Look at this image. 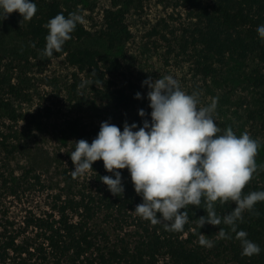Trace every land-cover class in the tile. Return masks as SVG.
<instances>
[{
  "label": "trees",
  "instance_id": "trees-1",
  "mask_svg": "<svg viewBox=\"0 0 264 264\" xmlns=\"http://www.w3.org/2000/svg\"><path fill=\"white\" fill-rule=\"evenodd\" d=\"M30 2H35L38 9L31 21L21 23L23 18L18 12L5 20L0 16V37L9 25L43 67L54 58L64 57L85 78L101 79L103 87L90 86L102 100L114 102L120 110L116 120L107 122L115 124L121 131L126 122L143 126L144 118L128 111L143 109L151 122L150 101L144 106L135 94L123 87H114L110 77L120 72L122 63L118 52L133 37L127 23L128 8L133 0L105 9L104 23L97 33L99 47L80 45L92 33L84 24H77L71 39L60 52H54L53 57L42 55L48 34L44 25L58 13L67 17L72 11L60 0ZM190 3L194 8V22L184 29L183 50L192 53L190 61L194 72L202 77L220 79L234 66L235 74L254 95L251 119L264 118V40L257 32L258 26L264 25V0H191ZM77 85L73 86L76 96L79 93ZM21 94L19 86L6 71L0 51V118L7 114L12 121L19 119L13 98H19ZM103 122L91 124L83 117L73 116L65 121L60 133L71 142L84 139L91 143ZM9 137L5 135L0 141V153L2 148L12 152L8 148ZM257 165H264V157ZM70 167L74 169L71 159ZM92 168V179L83 183L72 177L70 169L65 170L67 187L53 196L49 208L41 212L29 210L20 218L6 210L8 207L3 202L9 196L20 198L22 190L41 183V176L31 175L33 169L18 179L0 171L5 192V198L0 199V264H264V202L254 206L259 216L245 211L243 222H237V230L246 231L247 238L261 249L259 255L246 257L241 255L240 241L235 239V233L228 226L206 224L200 228L196 223L198 218L207 215L203 203L199 208L190 206L186 209L189 222L183 232L166 231L165 222L153 225L134 214L136 206L143 200L135 192L127 169L121 170L125 191L114 196L101 181V177L112 175L106 171L103 161L95 162ZM32 178L37 183H32ZM251 191H264V171L258 170L254 174L244 194ZM215 208L218 215L224 216L235 208V204L232 201L217 202ZM127 227L132 229L128 232ZM219 228H224L232 239L216 240ZM200 233L212 239L214 246H200Z\"/></svg>",
  "mask_w": 264,
  "mask_h": 264
},
{
  "label": "rangeland",
  "instance_id": "rangeland-1",
  "mask_svg": "<svg viewBox=\"0 0 264 264\" xmlns=\"http://www.w3.org/2000/svg\"><path fill=\"white\" fill-rule=\"evenodd\" d=\"M68 10L79 11L85 18L84 25L92 36L81 46L99 47L98 31L104 23L105 9L115 4L123 5L125 0H60ZM191 0H133L128 8L127 23L133 37L118 52L122 67L119 73L110 75L114 87H123L129 93H140L139 100L144 106L148 103L150 90L143 82L164 75H172L181 88L191 94L199 92L201 104L207 106L212 98L217 99L213 118L223 131L231 127L236 135L247 131L259 139L261 146L256 163L264 157V118L251 119L250 111L255 106L251 88L241 77L232 71L220 79L197 75L190 61L191 52H184L186 33L192 26L194 8ZM0 51L4 56L7 73L16 83L22 94L13 98L14 108L19 114L12 121L7 114L0 118V141L10 135L8 148L0 153V171L13 178H22L28 170L31 175H40L41 183L29 190H22L20 198L9 196L4 200L6 210L17 218L27 211H45L53 203V196L67 187L64 171L70 169V153L73 143L60 133L65 121L73 116L83 117L91 124L116 120L120 110L114 102L102 100L90 84L78 87L89 81L64 57H57L43 67L35 58L26 42L18 39L11 26L7 25L0 37ZM81 81V83H80ZM77 85L78 95L73 92ZM127 112V111H126ZM133 116L137 110L128 111ZM17 148L13 149V144ZM81 183L89 182L90 171L77 177ZM32 183H37L32 178ZM0 180V199L5 198ZM131 227H127L129 232Z\"/></svg>",
  "mask_w": 264,
  "mask_h": 264
},
{
  "label": "clouds",
  "instance_id": "clouds-1",
  "mask_svg": "<svg viewBox=\"0 0 264 264\" xmlns=\"http://www.w3.org/2000/svg\"><path fill=\"white\" fill-rule=\"evenodd\" d=\"M37 5L30 0H0V16L7 19L18 12L24 21H31L37 13ZM85 18L79 11L66 17L58 13L44 27L48 30L46 46L42 55L53 57L54 52L62 50L77 24H84ZM259 37L264 40V25L258 26ZM35 47V45H32ZM95 75V73H92ZM103 87V81L82 82ZM150 90L151 122L146 112L139 110L144 118L143 126L124 124L123 131L110 122H103L96 138L89 143L81 139L73 141L75 149L70 153L74 164L71 171L75 179L93 170L97 161L112 175L101 177L109 191L118 196L124 193L121 170L127 169L137 195L143 202L135 208L134 214L151 224L164 223V229L183 232L189 222L188 209L203 203L207 215L197 219L203 228L206 224L219 227L228 226L235 239L240 241L241 255H259V245L249 240L246 231L237 230V222H243V213L255 212V205L264 202V191H251L244 194L246 186L254 174L264 171L258 166L256 157L261 142L247 131L236 135L231 127L221 134L213 113L217 99L212 98L207 106L201 104L200 93H187L172 75H164L143 82ZM136 99H142L138 92ZM114 177V178H113ZM232 201L235 208L227 215L217 214V202L225 204ZM181 210H184L183 212ZM216 240L232 239L224 228H219ZM199 245L211 248L212 239L199 234Z\"/></svg>",
  "mask_w": 264,
  "mask_h": 264
}]
</instances>
